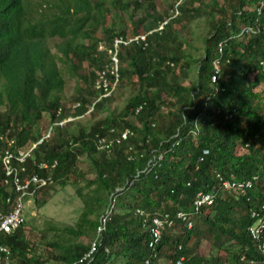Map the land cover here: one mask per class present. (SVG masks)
<instances>
[{"label": "trees", "instance_id": "trees-1", "mask_svg": "<svg viewBox=\"0 0 264 264\" xmlns=\"http://www.w3.org/2000/svg\"><path fill=\"white\" fill-rule=\"evenodd\" d=\"M104 1L45 0L47 11H41L43 6L34 10L29 0H0V158L5 149L36 144L51 129L25 164L28 174L52 178L53 185L37 193L77 185L82 155L93 174L91 180L81 176L82 208L73 223L48 228L55 240L43 241L50 249L45 257L31 254L26 221L0 238L10 264H72L95 240L96 252L79 264H264L247 233L252 211L264 202V0H176L163 10L161 0ZM127 23L129 32L123 29ZM190 24L200 30L188 33ZM53 37L63 41L57 49L80 81L68 109L61 104L64 82L46 44ZM115 40L121 44L114 91L129 88L121 108L110 107L114 91L99 98L94 89L98 72L113 79L108 51ZM100 42L106 44L102 52ZM84 62L90 70L78 74ZM215 63L219 79L213 84ZM103 111L104 117H95ZM91 112L87 128L75 123ZM44 114L49 121L42 131ZM68 117L73 121L55 124ZM124 130L130 134L120 141ZM99 138L112 142L110 151L97 149ZM2 170L0 160V209L6 212L12 191L3 185ZM216 175L255 181L247 191L219 192L195 213L196 195L218 189ZM137 210L167 213L174 223L154 249L147 246L151 216ZM178 212L190 215L191 229L176 220ZM202 240L210 244L207 257L199 254Z\"/></svg>", "mask_w": 264, "mask_h": 264}, {"label": "built area", "instance_id": "built-area-1", "mask_svg": "<svg viewBox=\"0 0 264 264\" xmlns=\"http://www.w3.org/2000/svg\"><path fill=\"white\" fill-rule=\"evenodd\" d=\"M179 3V2H178ZM177 3V4H178ZM176 4V5H177ZM264 2L261 3V6ZM259 9L257 11L259 12ZM165 23H162L158 30L162 29V26ZM144 41V36H139L136 40ZM121 44V41L115 40L113 44V49L108 51L110 56V74L113 76L111 82H109L105 75L106 71L98 72V78L94 83V89L99 92V98L108 97L115 89L118 76H117V47ZM220 45L218 47V52ZM262 65V64H261ZM264 70V67L262 68ZM219 79V68L217 63L214 66V73L210 76V82L216 83ZM140 110H136V113ZM60 112V110H59ZM226 119L230 118V115L225 117ZM72 121L71 118H67L61 122L55 123L56 125L62 126L64 123ZM51 129H48L45 134H43L42 138L36 143L39 144L43 140L47 139L51 134ZM128 130H124L121 133L120 138L123 141L129 136ZM119 140L117 141L120 142ZM36 144H32L15 151H11L5 149L1 155V164H2V171L4 174L3 185L7 188L10 192L12 191L10 196H7L5 199V204L7 206V211L3 212L0 209V238L2 236H7L12 233H15L25 222L23 217V211L25 204L29 202L30 199L37 195V192L41 188L48 187L53 184L51 176L40 177L38 174H31L27 173L26 169V162L30 157L31 151L35 148ZM112 142L107 141L105 138H99L98 140V150H106L110 151ZM206 152H204L205 154ZM160 156L157 159L148 160L147 166L155 165L159 160ZM55 162L52 166L54 168ZM39 169L46 168L45 165L38 166ZM218 180V189H216L215 193L210 194H198L197 198L193 202V211L198 213L202 205L210 206L215 199V196L219 192H227V193H237L242 191H247L252 188V185L255 181V178L252 180H225L220 175H216ZM12 196V197H11ZM113 199H111V203L113 204ZM111 208L106 210V213L101 217L100 224L97 229V234L99 235L100 232L103 230L104 225L107 220V216L112 210L113 206L109 205ZM137 214L146 218L147 216H151V224L147 226L148 233H149V242L147 244L148 248L154 249L155 245L158 244L161 240V235L165 232L166 229H171L173 227V221L168 220L167 217L163 215H158L157 213H153L152 215H147L144 211H138ZM190 215H187L183 212H178L176 215V220L181 221V223H185L187 230L192 228L191 222L189 220ZM250 217L252 218V223L247 227V233L251 240L256 244V248L258 253L264 258V202L259 207L258 210L252 211ZM144 225V223H143ZM97 250V242L96 240L92 242L89 246V250L85 253L81 260L78 262H74L72 264H79L81 262H85L92 258L94 253ZM0 264H10V253L9 249L0 243ZM146 264H148L146 262ZM246 264H255L253 261H248Z\"/></svg>", "mask_w": 264, "mask_h": 264}, {"label": "rangeland", "instance_id": "rangeland-1", "mask_svg": "<svg viewBox=\"0 0 264 264\" xmlns=\"http://www.w3.org/2000/svg\"><path fill=\"white\" fill-rule=\"evenodd\" d=\"M108 1L109 0H106L104 2H108ZM204 1L206 2V0ZM29 2H31L32 8L34 10L37 9L38 5H41L43 6L41 11L43 10L47 11L45 7L46 5L45 0H29ZM178 2L176 0H161V2L158 3V9L163 10L167 4L176 5ZM120 14H121L120 18L124 19L125 17L123 13ZM107 20L108 21L110 20L109 15L108 17H106V21ZM124 26H123L124 31L129 32L130 27L128 23L127 25ZM186 27H188V33H194V31L200 30V27L197 26L194 27V24H190L188 26L186 25ZM95 36H100L99 29H96ZM83 43L86 44V41H84ZM46 44L50 50V53L54 56V61L56 63V66L58 67V70L60 71L62 80L64 82L63 87L59 92L61 104L66 109L71 108V105L73 103L72 99L74 95V90L76 89L80 81H78L76 75H74L73 73H71V71L68 70V65L66 64V62L63 61V58L57 49L58 46H61L63 44V41L58 39L57 37L47 38ZM198 45H200L199 42ZM104 48H106L105 42H100L98 44V51L102 52L101 49ZM83 64H84L83 70L80 71V73L78 74L87 75L90 69H88L86 66L87 62H84ZM245 82L247 85L248 83L247 78L245 79ZM1 83L2 81H0V89H1ZM236 84H238V81L236 82ZM124 88L117 87V89L114 91L113 100L110 103V107H114V106L120 108L122 107V105L124 104V100L128 97L129 94V90H128L129 88L127 87ZM92 101L93 100L89 101V103H91ZM0 110H3V106L0 107ZM88 110H90V108H88ZM104 115L105 112L103 111L100 114H96L95 117H104ZM92 120H93V113L91 112L90 115H86L83 118H80L75 123L78 122L82 126L87 128L89 124L92 122ZM48 121H49L48 115L44 114L42 116V121H41L42 126L39 129L44 131L45 127L48 126L47 125ZM80 159H81L80 165L77 166L81 173H79V177L75 179L77 181V185L73 183H68L63 187L59 185H55L53 188L47 189L39 193L38 196H36L33 200L30 201L28 205H26V207H24L25 212L23 216L25 221L28 222L27 226L25 227L24 234L26 238L28 236L29 243H32L34 245L33 252H31V254L43 255L45 257L46 253L49 252L50 249L43 244V241L50 242L55 240L54 231L49 230L48 228L51 227L55 229V225L58 226L59 224H72L74 219L78 216V213L82 208V204L80 203V199H78L77 197L78 196L77 189L83 188L85 186V181L81 179V176H83L86 180L93 179V174L89 173L88 170V163L86 157L82 155ZM71 179L72 177H70V180ZM215 191L216 189L214 188L209 192H203L198 194H210V193H215ZM79 192H81V190H79ZM82 192H87V191L83 190ZM203 206H207V205H202L201 208ZM164 215L167 217L168 220H170V217L167 213H165ZM176 215L177 213L175 214V218ZM179 229L181 234L183 230L181 228ZM173 234H179V233H177L176 230V232H173ZM80 240H81L80 243L82 244L86 242L85 239H80ZM209 252H210V244L207 241L202 240L199 246V254L207 257L209 255ZM15 264L17 263L15 262ZM46 264H55V263L49 262Z\"/></svg>", "mask_w": 264, "mask_h": 264}, {"label": "clouds", "instance_id": "clouds-1", "mask_svg": "<svg viewBox=\"0 0 264 264\" xmlns=\"http://www.w3.org/2000/svg\"><path fill=\"white\" fill-rule=\"evenodd\" d=\"M110 95H111V94H110ZM110 95H109V96H110ZM99 97H100V95H99ZM68 118H70V117H68ZM66 119H67V118H66ZM64 120H65V119H64ZM72 121H73V119H72ZM68 122H71V121H68ZM41 138H42V136H41ZM41 138H40V139H41ZM48 138H49V137H48ZM48 138H47V139H48ZM40 139H39V140H40ZM39 140H38V141H39ZM52 185H53V184H52ZM52 185H50V186H52ZM38 194H39V193H37L36 196H38ZM36 196H35V197H36ZM35 197H33L32 199H30L29 202H28V204H29L30 201L33 200ZM26 204H27V203H26ZM24 212H25V211H23V214H24ZM23 217H24V216H23ZM24 220H25V219H24ZM96 233H97V232H96ZM98 236H99V235H98Z\"/></svg>", "mask_w": 264, "mask_h": 264}, {"label": "crops", "instance_id": "crops-1", "mask_svg": "<svg viewBox=\"0 0 264 264\" xmlns=\"http://www.w3.org/2000/svg\"><path fill=\"white\" fill-rule=\"evenodd\" d=\"M263 84H264V83H263ZM262 89H263V88H262ZM260 99H261V102L264 103V92L262 93V91L260 92ZM26 205H28V203L25 204V207H26ZM172 234H173V232H172Z\"/></svg>", "mask_w": 264, "mask_h": 264}]
</instances>
